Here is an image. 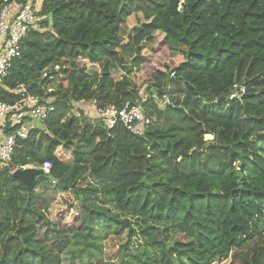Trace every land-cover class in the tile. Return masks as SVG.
<instances>
[{
	"label": "trees",
	"instance_id": "obj_1",
	"mask_svg": "<svg viewBox=\"0 0 264 264\" xmlns=\"http://www.w3.org/2000/svg\"><path fill=\"white\" fill-rule=\"evenodd\" d=\"M39 14L0 102L23 85L54 108L0 167V264H264V0H42ZM78 102L137 104L149 123L108 128ZM45 160L29 193L10 169ZM63 192L75 229L50 211ZM111 238L117 255L98 258Z\"/></svg>",
	"mask_w": 264,
	"mask_h": 264
},
{
	"label": "built area",
	"instance_id": "obj_2",
	"mask_svg": "<svg viewBox=\"0 0 264 264\" xmlns=\"http://www.w3.org/2000/svg\"><path fill=\"white\" fill-rule=\"evenodd\" d=\"M41 1L10 2L0 8V85L13 59L21 53L22 40L31 30L41 29L42 17L39 14ZM51 90L52 88H49L47 91ZM244 91L242 85L234 84L229 98L240 97ZM18 92L21 95L18 103L0 102V167L10 165L18 140L26 139L30 131L36 127V122L45 120L54 108L52 99L26 94L23 85H20ZM157 100L161 107L174 106L166 93L160 95ZM92 105L94 117L108 128L121 123L131 132L143 135L149 123L142 113L141 106L137 104L125 103L121 108L114 105L104 107H97L94 103ZM23 167L10 170L13 172L16 168ZM39 168L43 174L49 175L52 169L51 160H45Z\"/></svg>",
	"mask_w": 264,
	"mask_h": 264
},
{
	"label": "rangeland",
	"instance_id": "obj_3",
	"mask_svg": "<svg viewBox=\"0 0 264 264\" xmlns=\"http://www.w3.org/2000/svg\"><path fill=\"white\" fill-rule=\"evenodd\" d=\"M128 30L124 27L122 29V34L125 36L127 34ZM165 51L166 53H171L170 49L169 48H165ZM145 94V93H144ZM74 108L75 110L77 109H80L81 106H86L89 107V105L91 106L92 104L89 103V102H84V103H76L74 104ZM82 110V109H81ZM91 118H95L93 116V108H91L90 110H87L86 111ZM92 113V114H91ZM37 123V122H36ZM212 136L210 134H206L204 135V139L205 140H209L211 139ZM68 194L66 192H63L62 193V196H59V195H56V194H49L48 198H47V201L49 202L50 204V211H51V214L53 215V218L58 220L59 223L62 225V226H66V228L69 227L70 228H77L80 226V216L78 215L77 211H72V210H67L66 209V206L64 204V202L68 201L69 200V196H67ZM122 240L121 239H101V247H103V251H101L100 255L98 256V258H101V259H111V258H115V256L117 255L116 254V251H117V248H119V245L121 244ZM134 244V243H133ZM71 248H77L76 246H71ZM134 248H135V251L136 254L139 251V245H137V243L135 242L134 244ZM54 252H56V249H53ZM72 251V250H71ZM83 254H85V252H83ZM62 255V254H61ZM65 256L62 255V258H64ZM67 257H70L68 254H67ZM238 261L239 259L238 258H228L227 260H224L222 262H214L212 264H238ZM86 262V261H84ZM62 264H79V260L77 259H73L71 262L70 260H68L66 257H65V261L62 263Z\"/></svg>",
	"mask_w": 264,
	"mask_h": 264
},
{
	"label": "water",
	"instance_id": "obj_4",
	"mask_svg": "<svg viewBox=\"0 0 264 264\" xmlns=\"http://www.w3.org/2000/svg\"><path fill=\"white\" fill-rule=\"evenodd\" d=\"M42 174V170L34 166L16 168L12 172L13 177L19 179L27 187L29 193L34 189L37 176Z\"/></svg>",
	"mask_w": 264,
	"mask_h": 264
},
{
	"label": "crops",
	"instance_id": "obj_5",
	"mask_svg": "<svg viewBox=\"0 0 264 264\" xmlns=\"http://www.w3.org/2000/svg\"><path fill=\"white\" fill-rule=\"evenodd\" d=\"M80 108H81L82 110L84 109L85 111H87V110H90L91 108H94V107H93V105H91V106L89 105V107H87V105H86V106H81ZM93 111H94V110H93ZM91 114H92V113H91ZM93 116H94V114H93ZM27 166H34V167H37V168L40 167V166H39V167H38V166H35V165H33V164H26L24 167H27ZM24 167H23V168H24Z\"/></svg>",
	"mask_w": 264,
	"mask_h": 264
},
{
	"label": "clouds",
	"instance_id": "obj_6",
	"mask_svg": "<svg viewBox=\"0 0 264 264\" xmlns=\"http://www.w3.org/2000/svg\"><path fill=\"white\" fill-rule=\"evenodd\" d=\"M81 109V108H80ZM53 182V181H52Z\"/></svg>",
	"mask_w": 264,
	"mask_h": 264
}]
</instances>
